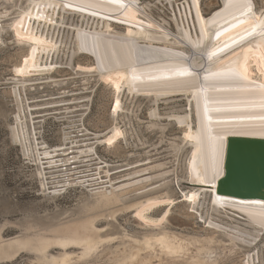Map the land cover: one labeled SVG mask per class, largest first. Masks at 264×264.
Instances as JSON below:
<instances>
[{
    "label": "rangeland",
    "instance_id": "1",
    "mask_svg": "<svg viewBox=\"0 0 264 264\" xmlns=\"http://www.w3.org/2000/svg\"><path fill=\"white\" fill-rule=\"evenodd\" d=\"M142 2H152L156 5L153 12L170 20L168 5L159 0ZM182 2L174 0L176 5ZM219 4V0H203L205 15L218 9ZM4 7L2 3V17L16 9ZM11 26L14 22L4 23L6 30H13L14 38L7 33L0 45V264H242L246 253L264 246V236L259 244L249 247L232 239L228 230L206 228L199 223L188 199H181L170 182L173 177L166 181L152 178L154 173L127 177L160 164L163 167L157 170L171 167L169 153L157 141L160 136L184 140L185 129L169 127L165 122V116L183 102H161L159 111L164 118L162 123L156 122V128L161 130L152 127L154 131L150 132L144 129V124L149 127L150 122L143 98L133 104L125 98L123 105L138 118L132 115L126 125L131 131L113 140L111 129L116 120L128 121L113 114L117 100L114 87H119L126 74H112L114 83L106 79L111 85H84L86 79L83 81L82 77L91 70L87 56L75 55L70 65L60 64L50 79L33 81L27 90V97L35 104L33 114L40 123L41 138L51 155L42 166L44 177L51 184L62 180L61 175H71L66 187L43 188L38 165L23 155L11 136L17 111L11 91L14 79L22 78L30 45ZM113 29L123 32L126 28L113 25ZM263 60L264 48L255 51L248 67L262 78ZM128 84L131 86L132 82ZM71 141L93 143L95 152L76 161L73 151H69ZM191 190L182 188V192ZM170 198L174 205L161 223L147 224L136 217V207L141 204L155 200L166 203ZM165 209L161 205L150 216L157 217ZM219 213H213L221 217L214 221L226 227L236 224V220L227 217L230 213Z\"/></svg>",
    "mask_w": 264,
    "mask_h": 264
},
{
    "label": "bare ground",
    "instance_id": "2",
    "mask_svg": "<svg viewBox=\"0 0 264 264\" xmlns=\"http://www.w3.org/2000/svg\"><path fill=\"white\" fill-rule=\"evenodd\" d=\"M248 2L252 5V11L247 15H241L237 7L225 10L226 0H221L218 9L205 15L203 0H184L180 5H176L174 0H159V3L169 6L171 17L168 20L153 12L155 4L145 3L142 0H120V4H110L108 0H3L0 6L3 3L4 8L9 5L16 9H13L8 16L0 15V45L4 43L3 37L7 33L11 32L14 38L13 30H6L4 27L7 21L14 22V26L11 27H16L17 32L30 42L28 63L22 78L14 79L11 91L17 106L11 126V136L13 142L21 147L23 155L38 165L43 188L48 189L49 185H54L52 189L66 187L71 183V175H61L62 180L52 181L51 184L44 177L42 166L44 160H48L51 155L46 151V144L41 138V126L33 114L35 104H32L31 98L27 97V90L30 89L32 85L30 83L33 81L50 79L49 76L60 64L70 65L73 57L87 53V57L91 56L89 57L91 70L82 77L83 81L86 79L84 85L101 82L111 85L106 79L110 78L114 83L112 74H126L119 87H114L117 100L113 105V114L122 115L123 119L128 118V121L120 122L115 119L116 122L111 129V139L125 137L126 132L131 131V128L128 129L126 126L130 117L133 115L138 118L137 115L134 116L135 113L131 108L126 109L123 105L122 100L125 98L132 104L135 101L137 103L141 96L147 97V102L150 101L148 105L140 102L148 106L147 109L149 108L146 116L151 129L146 127V123L144 129L151 130L150 132L154 131V127L155 130L159 128H156V122L163 121L164 116L159 111L161 102L171 99L179 103L183 102L178 108L173 107L174 109L165 116V122L171 127L174 126L169 123L172 120L180 128L185 129L184 140L181 137L164 139L160 136L157 141L161 142L160 148L166 149L165 152L169 153L171 167L157 170L158 167H163L160 164L131 173L127 177L142 173H154L156 176L152 178L161 181L173 177L170 182L174 186L175 183L179 185L176 189L181 194L180 198L188 199L191 210L198 214V218L204 221L205 225L228 230L232 239L249 247L259 244L264 236V227L260 226L261 221L264 220L262 215L264 206L232 202L219 199L216 195L211 200L209 194L202 193L205 191L204 188L184 185L188 182L194 185L216 186L217 180L224 176L225 147L229 136L264 138V120L259 118L264 114V107L261 106L264 76L262 78L261 75L248 69L255 51L264 48V35H261L264 0H261V3L258 0H248ZM66 4L68 7H65ZM121 4L123 7L120 6ZM1 10L4 9H0V12ZM70 10L87 13L92 17L82 14L79 18L78 14L76 22L74 16L77 13ZM7 11L9 12V9L4 12ZM14 13H18V16L10 18ZM108 19L133 26L135 29L128 27L123 32H119L113 29V25H119ZM230 24L234 26L229 27ZM202 29L203 35H201ZM217 32L219 35H216ZM21 36L18 35V38L22 40ZM14 42L18 44L16 40ZM219 49L223 51H218ZM213 52H216L215 56L211 55ZM183 68H187L192 75L172 74ZM262 70L264 74V60ZM233 72L241 74V83L247 87L241 88L234 83L209 75ZM205 76L209 78L205 80ZM177 81H186L187 84L180 86ZM128 82H132L131 86ZM213 83L218 86L209 87ZM208 97L212 99L209 100ZM205 105L213 110L204 112ZM226 116L254 118L217 119ZM221 125L223 127H220ZM233 125L236 127H232ZM236 131L255 134H231ZM67 139L72 140V137ZM181 142L180 146H176V143ZM221 142L223 144L220 160L221 175L213 183H205V170L209 174H215L216 150ZM186 143L187 146L192 147L190 153H186ZM71 144L73 145L69 151H73L75 154L73 158L76 161L89 158L95 152L93 143L71 141ZM188 153L189 158L184 160ZM127 165L130 166L129 163ZM167 165H164L165 168ZM198 174L200 178L196 179ZM183 187L192 190L182 192ZM161 205H165L166 209L157 217L150 216ZM173 205L174 200L171 198L166 203H160L159 200L147 201L136 207L135 214L143 223L158 224L165 219ZM221 212L230 213L227 217L236 220V224L226 227L225 224L214 221V219L220 220L221 217L213 213H219L221 216ZM262 253L264 254V246L256 247L244 255L242 264H261Z\"/></svg>",
    "mask_w": 264,
    "mask_h": 264
},
{
    "label": "water",
    "instance_id": "3",
    "mask_svg": "<svg viewBox=\"0 0 264 264\" xmlns=\"http://www.w3.org/2000/svg\"><path fill=\"white\" fill-rule=\"evenodd\" d=\"M219 2L221 4V0H219ZM70 11L77 13L74 16L75 20L78 14L80 15L78 16L79 18H81L82 14L88 17H92L91 15L82 13L80 11ZM110 21L124 28L131 27L132 29H135V27L124 23H117L112 20ZM86 54L81 53L79 55ZM100 84L105 85L104 83ZM140 98H143L142 101L147 105L150 103V101L147 102V97L141 96ZM169 123H172L177 129H183L182 127L180 128L177 124H175V122L172 120ZM187 145L188 143H186V146ZM191 149V146H187L186 153H190ZM189 153L187 158H189ZM184 185L188 187L204 188L205 191H203L202 193L209 194L211 200L214 198V195H216L219 199L221 198L231 200L232 202L264 201V138L249 136H229L227 138L225 147L224 176L217 180L216 186L199 184L194 185L188 182H185ZM175 187L179 188V185L175 183ZM238 219L242 220L243 217L242 219ZM198 221L199 223L205 225L204 221ZM206 228L212 227L206 226Z\"/></svg>",
    "mask_w": 264,
    "mask_h": 264
},
{
    "label": "snow or ice",
    "instance_id": "4",
    "mask_svg": "<svg viewBox=\"0 0 264 264\" xmlns=\"http://www.w3.org/2000/svg\"><path fill=\"white\" fill-rule=\"evenodd\" d=\"M108 3L110 4H120V0H108ZM121 7H123V5H120ZM65 7H68V5L66 4ZM233 7H237L239 8L241 15H247V13L252 11V5L248 2V0H226V4H225V10L233 8ZM95 14V13H93ZM233 17L235 18V14H232ZM227 21V17L224 18ZM242 22V21H237ZM213 23H215V21H213ZM151 26V25H150ZM234 25H229V27H232ZM227 30V29H225ZM253 31H255V29H253ZM201 35H203V29L201 30ZM216 35H219V32L216 33ZM261 35H264V21H261ZM241 39H243V37H241ZM233 43H235V41H233ZM225 47H228L227 45H225ZM218 51H223V49H219ZM212 56L216 55V52L211 53ZM173 75H179V76H191L192 73H190L188 71L187 68H183L181 70H179L178 72L172 73ZM209 75L213 76V77H217L226 81H229L231 83L236 84L238 87H247V85H244L243 83H241V74L240 73H229V74H222V73H210ZM209 78V76H205V80H207ZM177 84L180 86H186L187 82L186 81H177ZM218 85L216 83H213L211 85H209V87H217ZM264 87V86H262ZM199 101V97L197 98ZM207 99L211 100V97H208ZM261 101L262 104L261 106L264 107V92L261 93ZM213 109H209L207 107V105H205L204 107V112H208V111H212ZM115 111V109H114ZM218 111V110H217ZM254 117L251 116H226V117H219L217 119H225V120H245V119H253ZM261 120H264V114H262L259 117ZM220 127H223V125H221ZM232 127H236L235 125H233ZM231 134L234 135H254L255 133L252 132H246V131H236V132H232ZM109 143H111V141H109ZM222 147L223 144L222 142L217 146V150H216V169H215V174H209L207 170H205L204 173V182L211 184L213 183V181L219 177L221 175V167H220V160H221V156H222ZM199 174L196 176V179H199ZM190 199V198H189ZM239 203H255V204H260L261 206H264V201H241ZM264 215V214H262ZM261 227H264V220L261 221L260 224Z\"/></svg>",
    "mask_w": 264,
    "mask_h": 264
}]
</instances>
